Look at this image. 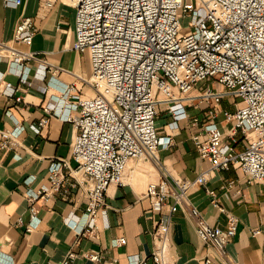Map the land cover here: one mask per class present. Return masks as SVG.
Returning a JSON list of instances; mask_svg holds the SVG:
<instances>
[{
	"label": "built area",
	"instance_id": "2783aa9c",
	"mask_svg": "<svg viewBox=\"0 0 264 264\" xmlns=\"http://www.w3.org/2000/svg\"><path fill=\"white\" fill-rule=\"evenodd\" d=\"M53 2L46 0L48 5ZM75 5L73 47L89 53V81L96 93L75 94L77 101L59 114L76 127L71 151L77 164L72 168L64 157L50 161L49 183L28 193L32 220L27 228L39 220L37 198L62 191L68 175L82 174L89 180L85 230H94L109 186L125 183L129 162L141 157L156 160L158 148L170 143L171 136L161 134L157 125L160 102H166L175 124L187 116L188 106L206 103L203 114L191 123L197 127L194 143L210 166L194 179H171L164 166L162 178L146 189L158 206L171 196L175 203L158 219L154 251L133 264H168L171 214L183 205L192 186L205 183L214 170L231 166L240 168L247 182H264V0H75ZM184 16L190 17L187 25L181 22ZM36 30L34 18L22 15L15 39L31 42ZM32 55L9 48L13 66L23 67ZM2 60L0 51V64ZM18 89L3 80L0 68V91L13 94ZM75 89V82L66 85L64 104ZM226 95L238 99L234 110L221 106ZM70 105L78 107L77 114L71 113ZM45 108L56 113L54 105ZM220 113L231 122L228 133L219 124ZM48 121L49 116L42 117L38 128ZM21 129L1 130V146H9ZM209 191L217 202L215 191ZM183 209L194 220L199 237L226 256L227 242L237 231L236 216L230 215L224 228L208 221L196 205ZM124 242L125 236L115 238L116 244ZM86 256L96 264L102 260L97 251ZM211 263L212 258L205 257L203 264Z\"/></svg>",
	"mask_w": 264,
	"mask_h": 264
},
{
	"label": "crops",
	"instance_id": "0c3cea01",
	"mask_svg": "<svg viewBox=\"0 0 264 264\" xmlns=\"http://www.w3.org/2000/svg\"><path fill=\"white\" fill-rule=\"evenodd\" d=\"M22 15L34 18L37 30L31 42L15 39V29ZM75 0H0V68L3 80L19 86L13 94L0 91V264H96L86 256L97 251L99 264H133L156 247L155 228L163 212H170L175 203L173 196L162 205L155 204L146 193L147 185L159 181L164 175L181 179H194L210 160L202 157L194 143L197 130L192 118L203 114L206 103L188 106V114L177 121L160 102L157 125L160 133L170 135L168 145L157 150V159L141 157L129 162L126 181L112 184L107 190V202L101 207L94 230L86 214V185L89 180L82 174L68 175V183L60 192L35 200L39 220L28 229L32 220L29 191L49 183L50 161L56 157H72L71 142L75 125L63 119L69 103L77 96H92L95 88L89 81L91 61L88 52L73 47L75 38ZM32 51L23 67L12 65L9 48ZM75 82L76 89L63 103L66 85ZM21 99H16L17 95ZM163 97V94H160ZM238 99L226 95L221 106L234 110ZM54 105L56 113L46 110ZM66 106V107H65ZM70 108L77 114L78 107ZM49 116L46 125L38 122ZM219 124L226 133L231 122L223 113ZM22 127L13 142L1 146V130ZM66 170H69L66 168ZM215 191L217 202L212 201ZM182 206L171 214L168 264H203L205 257L211 264H264V182H247L244 172L231 166L214 170L203 184L192 186ZM196 205L212 224L227 227L230 215L237 218V231L227 242V255L202 240L196 232L195 222L183 206ZM258 229V231H254ZM125 236L126 242L115 243ZM67 260V263H66Z\"/></svg>",
	"mask_w": 264,
	"mask_h": 264
},
{
	"label": "rangeland",
	"instance_id": "374dc122",
	"mask_svg": "<svg viewBox=\"0 0 264 264\" xmlns=\"http://www.w3.org/2000/svg\"><path fill=\"white\" fill-rule=\"evenodd\" d=\"M189 20H190V17H189V16H184V17L181 18V22H182L183 25H187V24L189 23ZM198 86H199L200 88H202V87L205 86V84L201 81V82L198 84Z\"/></svg>",
	"mask_w": 264,
	"mask_h": 264
}]
</instances>
